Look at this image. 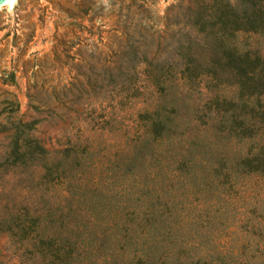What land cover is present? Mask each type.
Returning a JSON list of instances; mask_svg holds the SVG:
<instances>
[{"label":"rangeland","instance_id":"obj_1","mask_svg":"<svg viewBox=\"0 0 264 264\" xmlns=\"http://www.w3.org/2000/svg\"><path fill=\"white\" fill-rule=\"evenodd\" d=\"M0 264H264V0L1 7Z\"/></svg>","mask_w":264,"mask_h":264},{"label":"bare ground","instance_id":"obj_2","mask_svg":"<svg viewBox=\"0 0 264 264\" xmlns=\"http://www.w3.org/2000/svg\"><path fill=\"white\" fill-rule=\"evenodd\" d=\"M18 0H5L2 4H0V8L3 6H7V5H12L15 2H17Z\"/></svg>","mask_w":264,"mask_h":264},{"label":"water","instance_id":"obj_3","mask_svg":"<svg viewBox=\"0 0 264 264\" xmlns=\"http://www.w3.org/2000/svg\"><path fill=\"white\" fill-rule=\"evenodd\" d=\"M5 0H0V4H2Z\"/></svg>","mask_w":264,"mask_h":264},{"label":"trees","instance_id":"obj_4","mask_svg":"<svg viewBox=\"0 0 264 264\" xmlns=\"http://www.w3.org/2000/svg\"><path fill=\"white\" fill-rule=\"evenodd\" d=\"M67 260L69 259V258H66Z\"/></svg>","mask_w":264,"mask_h":264}]
</instances>
